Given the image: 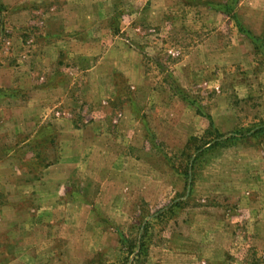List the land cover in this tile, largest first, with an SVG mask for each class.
<instances>
[{"label": "rangeland", "instance_id": "1", "mask_svg": "<svg viewBox=\"0 0 264 264\" xmlns=\"http://www.w3.org/2000/svg\"><path fill=\"white\" fill-rule=\"evenodd\" d=\"M0 264H264V0H0Z\"/></svg>", "mask_w": 264, "mask_h": 264}, {"label": "trees", "instance_id": "2", "mask_svg": "<svg viewBox=\"0 0 264 264\" xmlns=\"http://www.w3.org/2000/svg\"><path fill=\"white\" fill-rule=\"evenodd\" d=\"M239 30L242 32V33H248V31L247 30H244L243 28H239ZM210 124L212 125V123H211V120H210ZM131 253H132V251H131ZM139 255V254H141V255H145L146 254V247H145V245H144V243L142 242V243H140V247H139V250H138V252H136V255Z\"/></svg>", "mask_w": 264, "mask_h": 264}]
</instances>
